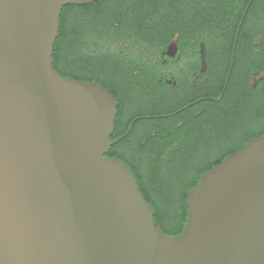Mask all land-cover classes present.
<instances>
[{"label":"water","instance_id":"95a60500","mask_svg":"<svg viewBox=\"0 0 264 264\" xmlns=\"http://www.w3.org/2000/svg\"><path fill=\"white\" fill-rule=\"evenodd\" d=\"M94 1L0 0V264H264V134L188 190L178 235L105 156L116 99L53 67L63 7Z\"/></svg>","mask_w":264,"mask_h":264},{"label":"flooded vegetation","instance_id":"af4514ba","mask_svg":"<svg viewBox=\"0 0 264 264\" xmlns=\"http://www.w3.org/2000/svg\"><path fill=\"white\" fill-rule=\"evenodd\" d=\"M93 6L95 58L70 50L66 74L98 82L117 101L105 156L131 168L152 206L180 205L202 169L264 134V0ZM90 17L68 9L70 44L76 21Z\"/></svg>","mask_w":264,"mask_h":264},{"label":"trees","instance_id":"16d2710c","mask_svg":"<svg viewBox=\"0 0 264 264\" xmlns=\"http://www.w3.org/2000/svg\"><path fill=\"white\" fill-rule=\"evenodd\" d=\"M97 2L98 0L94 1V3L83 4V5L68 4L64 6L62 9V13L60 16L59 35L55 41L54 53H53V57H54L53 67L61 75L68 76L66 74L63 62L66 56H68V52L70 50L75 54V56H80V53H82V57L86 59L88 64H91L92 59L95 58L94 56L95 51L92 48H90V40L91 38L93 39L97 38L96 28H94V26H96L97 15L96 13L91 12L90 8L93 6V4H96ZM73 7L87 9V12L90 13L91 17L88 18L86 21H83L81 19L76 21L77 27L75 26L74 29V37L71 41L72 45L70 44L68 47H66L65 41L67 40L66 39L67 11L69 8H73ZM68 77H72V76H68ZM73 78L79 80L86 79L82 77H73ZM86 81H90V78L86 79ZM222 160L223 158H220L217 160L216 163H220ZM213 165L214 164H210L209 166H207V168L202 169L201 172L197 175L196 179L190 184V188L197 185L201 175L206 170L212 168ZM187 194H188V190L185 189L183 202L182 204L178 205L174 211H170V208L168 206L165 207L153 206L155 209V214H154L155 220L157 221L161 230H163L165 233L169 235H178L183 231L187 217V212H188V208L186 205ZM172 221H173L172 225L168 226V223Z\"/></svg>","mask_w":264,"mask_h":264},{"label":"rangeland","instance_id":"374dc122","mask_svg":"<svg viewBox=\"0 0 264 264\" xmlns=\"http://www.w3.org/2000/svg\"><path fill=\"white\" fill-rule=\"evenodd\" d=\"M66 39H67V38H66ZM65 43H66V47H68V46L70 45L68 39L65 41ZM167 206L170 208V211H174V210L177 208L178 205H167ZM163 207H165V206H163ZM172 223H173V221H172V222H169V223H168V226H171Z\"/></svg>","mask_w":264,"mask_h":264}]
</instances>
